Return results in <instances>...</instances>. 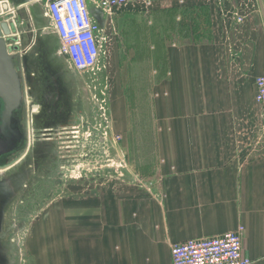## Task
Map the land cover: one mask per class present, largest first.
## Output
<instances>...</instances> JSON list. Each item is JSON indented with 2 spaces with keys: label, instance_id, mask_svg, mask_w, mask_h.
<instances>
[{
  "label": "crops",
  "instance_id": "1",
  "mask_svg": "<svg viewBox=\"0 0 264 264\" xmlns=\"http://www.w3.org/2000/svg\"><path fill=\"white\" fill-rule=\"evenodd\" d=\"M257 5L241 24L218 17L212 41L174 44L167 70L159 62L153 72L149 124L133 128L117 115L143 182L77 193L72 213L52 205L29 231L35 264H172V245L239 226L245 255L264 264V104L255 87L264 76V20Z\"/></svg>",
  "mask_w": 264,
  "mask_h": 264
},
{
  "label": "rangeland",
  "instance_id": "2",
  "mask_svg": "<svg viewBox=\"0 0 264 264\" xmlns=\"http://www.w3.org/2000/svg\"><path fill=\"white\" fill-rule=\"evenodd\" d=\"M9 1L16 8L12 17L18 24L20 48L26 51V88H30L31 74H37L39 68L49 70L45 58L52 61L55 75L65 81L60 85L63 113L58 115L55 109L52 123L42 119L34 126L35 135L38 133L42 140L43 155L35 160L30 153L21 163L0 173L1 242L7 249L0 248V264H35L27 248L29 231L52 205L65 206L72 213L77 193L89 196L97 187L107 188L112 183L143 182L138 164L133 162L135 153L123 144L117 115L129 118L133 128L139 121L142 129L149 124L153 72L159 62L162 72L167 70L174 44L212 41L218 17L237 25L235 14L247 19L259 10L257 0H131L128 6L104 15L89 0L93 19L106 33L112 29L113 36L110 52L103 58L105 67L80 72L58 57L59 40L44 16L43 3L32 6L33 25L26 10L33 0L26 4ZM33 60L42 64L32 65ZM129 81L133 87H128ZM38 98L44 103L42 115L46 116L48 104L42 96ZM48 138L51 140L45 141ZM133 144L137 152L138 142Z\"/></svg>",
  "mask_w": 264,
  "mask_h": 264
},
{
  "label": "built area",
  "instance_id": "3",
  "mask_svg": "<svg viewBox=\"0 0 264 264\" xmlns=\"http://www.w3.org/2000/svg\"><path fill=\"white\" fill-rule=\"evenodd\" d=\"M99 11L107 15L111 11L126 7L131 0H93ZM44 16L50 20L51 27L57 34L59 46L57 54L71 68L80 72H95L103 65V58L110 52V35L103 31L92 18L89 0H41ZM3 2H0L2 5ZM10 12L15 14L12 7ZM5 14H0V23L5 22ZM237 24L244 21L243 16L235 14ZM11 17L6 23L13 25L11 37L4 36L8 41L17 37L15 43L7 42V49L20 47L21 39L17 32L18 24ZM234 19V20H236ZM16 53V52H12ZM256 101L264 104V76L255 81ZM245 228L239 226L229 232L212 239H191L177 243L171 247L172 264H253L243 248Z\"/></svg>",
  "mask_w": 264,
  "mask_h": 264
},
{
  "label": "flooded vegetation",
  "instance_id": "4",
  "mask_svg": "<svg viewBox=\"0 0 264 264\" xmlns=\"http://www.w3.org/2000/svg\"><path fill=\"white\" fill-rule=\"evenodd\" d=\"M8 2L9 7L11 6V2L9 0H0V2ZM23 3L26 4L32 0H28ZM22 3V5H23ZM41 3V2H39ZM110 37L113 36L112 29H108L107 32ZM45 58V57H44ZM43 58V59H44ZM44 63L47 64V67L49 68L48 71L41 70L39 68V71L37 74H31L30 79H28V82L30 83V88L25 89L22 88V91L19 93L18 91H14L11 93L9 97V106L11 108V118H10V133L6 134V136L0 137V143L4 142L8 145V151L6 155H0V165H4L7 163L13 162V167L18 165L22 162L23 159H25L29 154H33L32 158L39 159L41 155H43L42 147H41V141L39 140V135H35V127L37 125L41 124L42 119L47 120V122L50 124L53 122V117L51 118L52 114H54V110H58V115H61L63 112V109L61 108L62 102L64 101L62 89L63 87H60L61 84H64L65 81H62L60 79V76L55 75V70L53 69L52 61L48 59L43 60ZM51 61V62H50ZM37 62V63H36ZM36 62L33 60L32 65L36 64H42V61L36 60ZM49 78L48 76H50ZM55 75V76H52ZM32 85V87H31ZM44 85V87H43ZM44 89V90H43ZM35 90V91H34ZM38 96H42L44 101L47 102L48 110L46 112V116H43L42 114L45 112V106L44 103L41 101H38ZM37 100L38 102H33V100ZM52 105L53 110H52ZM6 103H4L2 100H0V127L3 124V112L5 109ZM60 106V107H59ZM50 107V108H49ZM50 109L52 111H50ZM37 110V112L34 113V111ZM60 110H62L60 112ZM36 118H40L35 120ZM42 116L44 118H42ZM40 127V126H39ZM47 131V130H46ZM52 131V130H49ZM52 135L51 133H48V136ZM51 140V138H48L45 141ZM40 141V142H39ZM128 158V156H126ZM9 168V169H11ZM1 173V171H0ZM1 182L0 179V191H1ZM1 196H0V215H1Z\"/></svg>",
  "mask_w": 264,
  "mask_h": 264
},
{
  "label": "water",
  "instance_id": "5",
  "mask_svg": "<svg viewBox=\"0 0 264 264\" xmlns=\"http://www.w3.org/2000/svg\"><path fill=\"white\" fill-rule=\"evenodd\" d=\"M41 0H33L32 2H30V6H28L26 8L28 15L33 23V25H35V20L33 18L31 9L33 5H36L37 3H39ZM259 3V7L261 10V14L264 20V6H263V1L262 0H258ZM20 5L18 7V9L22 8ZM26 6V5H25ZM30 7V8H29ZM15 11L16 8L12 7ZM25 9V8H24ZM89 10L91 12V16L93 17V11L94 8L93 6H91L89 4ZM4 12L5 14V22L0 23V100H2L4 103H6L4 112H3V124L0 127V137L2 136H6V134H8V132L10 133V118H11V108L9 106V97L11 95V93H13L14 91H18L19 93L22 91V88L25 89L26 86V73H25V66L23 64L24 61V57H25V49H21L18 46L13 47L12 49H7V42L8 43H15L18 41L17 37H13L11 39H9L8 41H6L3 37L7 36V37H11V35L14 33V27L13 25H9L8 23H6V21H8L13 15V13L11 14L10 12V8H9V3L4 1L2 3V5H0V14L1 12ZM15 23L17 24V21H15ZM16 52V53H12V52ZM58 55V54H57ZM58 57L61 59L62 57H60L58 55ZM8 151V145L7 143L1 142L0 143V155H6ZM13 162L11 163H7L4 165H0V171L1 172H7L8 170H10L9 168H11L13 166ZM3 215H2V211H1V215H0V248H4L5 250H7L2 242H1V234H2V225H3ZM10 261V260H9Z\"/></svg>",
  "mask_w": 264,
  "mask_h": 264
}]
</instances>
